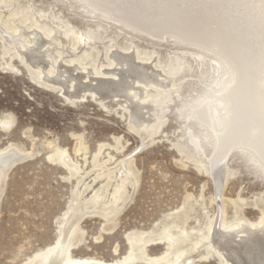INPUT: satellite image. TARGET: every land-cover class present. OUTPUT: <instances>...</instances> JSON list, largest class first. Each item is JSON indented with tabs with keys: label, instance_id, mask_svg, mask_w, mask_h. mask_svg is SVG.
Wrapping results in <instances>:
<instances>
[{
	"label": "rangeland",
	"instance_id": "374dc122",
	"mask_svg": "<svg viewBox=\"0 0 264 264\" xmlns=\"http://www.w3.org/2000/svg\"><path fill=\"white\" fill-rule=\"evenodd\" d=\"M84 3L0 0V149L12 145L21 152L0 178V264H45V252L62 246L63 227L70 213L79 214L66 237L70 257H95L118 264L128 257L144 264L155 257L166 262L194 250L191 245L206 232L215 197L218 208L223 200L227 203L229 220L239 216L258 220L264 208L263 168L247 161L241 148L233 147L221 155L219 177L213 178L212 142L203 140L197 149L189 135H199V126L179 116L178 104L200 86L190 52L205 50V37L198 34L189 39L175 28L154 35L153 30L138 29L98 9L95 12L102 16L90 14ZM20 7L24 12L12 21L10 15ZM35 20L42 28L32 26ZM33 29L47 42L34 45L30 39ZM91 34L95 39L99 36L97 43L89 51L83 50L85 44L95 43ZM55 37L59 39L55 41ZM8 39L17 42L13 45ZM31 50L39 55H30L29 60L44 68L52 62V55L58 57L51 74L44 70L39 76L29 69L24 54ZM119 54L131 55L132 60H137V55L150 57L148 62L142 61L145 80L166 88L159 104L140 101L146 97L144 88L129 89L137 78L124 64L111 66L114 78H94L89 61L99 64ZM69 57L77 60L66 63ZM178 63L181 69H173ZM83 64L88 66L90 78L84 77ZM43 78L64 88L45 84ZM104 81L106 86L121 81L127 85L125 90L120 85L121 92H112L104 100L126 106L109 104L107 108L96 100L100 97L98 86ZM90 87L97 94L93 96L87 90ZM135 101L142 106L136 122L131 114ZM134 123L148 125L139 128ZM57 149L65 150L76 166H68ZM123 159L129 160L123 169H132L134 181L121 185L117 170ZM183 211L187 216H181ZM165 232L178 240L171 239L168 246ZM137 237L143 242L152 238L155 243L141 247L143 242H134ZM191 264L220 262L209 254Z\"/></svg>",
	"mask_w": 264,
	"mask_h": 264
},
{
	"label": "bare ground",
	"instance_id": "6f19581e",
	"mask_svg": "<svg viewBox=\"0 0 264 264\" xmlns=\"http://www.w3.org/2000/svg\"><path fill=\"white\" fill-rule=\"evenodd\" d=\"M84 1L86 3L84 10L86 8V11L90 12V14L93 13L102 16L107 12L111 16L115 15L117 18L123 19L129 25L137 26L138 29L145 30L148 28L149 30H153L154 35L155 32L164 31L168 28H172L173 30L175 28L183 32V34L188 35L189 39L190 36L197 37L198 34H201L203 38L205 37L204 39L202 38L206 42H203L205 44L203 46L205 50H198L196 48L197 50L190 52L192 61L198 68L194 75L199 76L198 81L200 82V86L194 95L178 104L179 116H183L186 120L194 121L193 123L199 126V135H189L191 142L197 149H199L200 143L203 140L212 142L215 148L213 155L214 162L211 164L215 176L213 178H216V176L219 177L221 170L219 168V159L221 155L223 156L233 147L241 148V151L246 155L247 161L255 162V164H258L264 170V0H83V3ZM96 9L104 11L102 12L103 14L99 11H97L99 13L95 12ZM21 12H24L22 7L16 9L10 15V19L13 21L12 17ZM22 19L24 20V16L21 15L19 20ZM32 26L38 29L42 28V25L36 20L32 23ZM32 32L34 36L30 37V39L34 45L40 46V44L42 45L44 42H47L43 38L41 39L37 30ZM175 33L178 34L176 31ZM180 35L182 36L181 33ZM18 37H20V34ZM97 37L95 39L94 35H92V38H94L93 42L95 41V43L88 46L85 44L86 47L83 50L89 51V48H94V45L97 43ZM53 39L57 41L59 37ZM8 40L13 45L17 42H14V39ZM41 40L44 42L41 43ZM76 41L79 42V40ZM28 42L29 40H26L27 46L30 47L31 43ZM25 46L21 44L22 48H25ZM210 52L213 54H208ZM57 53L60 56V52L57 51ZM19 54L21 55L22 53L19 52ZM30 55L39 54H33L32 50L30 53L24 54L30 70L37 71L39 76L44 70H47L49 74L52 73L53 62H56L58 57L56 58L52 55V62H50L47 68H44L39 63L37 64V61H30L32 59ZM29 58L31 59L29 60ZM136 58L137 60L135 58L132 60L131 55L119 54L111 56L107 62H98L99 64H97L89 61L88 64L92 66L94 78H101V80H107L109 77L114 78L115 72L112 73L113 71H111L113 64L126 65L128 68L127 71L129 73H135L137 78L135 81L136 86L132 83L133 86H129L131 88H128L130 90L132 88L136 89L137 86L144 88L146 97H141L142 99L140 101L145 103L148 100H152L159 104L158 100L162 98L160 96L161 91H165L166 88L164 86L163 88L160 87L161 85L159 87L156 86V82L152 81V79L145 80L147 74L143 71L145 64L142 61L148 62L150 57L137 55ZM91 59L94 60L93 58ZM76 60L75 58H70L68 62L66 60V63L71 64V62ZM180 65L179 63L177 66L174 65L175 67L173 69L180 70L182 67ZM82 68L87 74L84 77L90 78L89 71H87L88 66H84L83 64ZM162 69L166 72V69ZM75 77L73 78L76 79ZM43 80L45 84L60 89L62 87L61 85L59 87L57 83H51V80L46 78H43ZM106 82L104 81V84L102 83L98 86L101 90L99 91L100 97H95L96 100H99L107 108L109 104L111 106L125 105L121 102H116L115 105L112 103L108 104L104 100L112 92V95L121 92L120 85L124 90L127 85L121 81L116 86H108L109 84L106 86ZM71 86L73 87V85ZM87 90L93 96L98 92L93 87ZM105 90H109V92H105ZM148 90H152L153 92L148 93ZM126 96L129 100V95ZM132 96H136V94L134 93ZM67 98L69 97L67 96ZM128 100H124V102ZM127 106L129 105L127 104ZM140 107L142 106L137 102L131 110L132 118L135 122ZM134 124L137 126L140 125L138 126L139 128L141 126L147 128L148 125L145 123ZM18 152L21 153L18 148L12 145L0 149V178L7 174L6 172H8L9 167L16 161L15 157ZM56 152L63 154L62 158L68 166H76L70 161V157L65 153V150L57 149ZM21 158L19 157V159ZM128 161L123 159L118 163L119 168L117 171L121 173V185H123L122 182L131 181V179L134 181V178H131L132 169L129 166L123 169V166L125 167V163H128ZM257 161L258 163H256ZM222 198L224 199L223 196ZM211 201H215V209L206 227V232L195 239L191 245V248L194 250L190 251V249L188 252L183 251L179 255H176L175 258L166 262L155 257L151 260L152 263L149 264H191L195 258H202L209 254L217 257L220 264H264V208L261 209L262 215L256 221H251L242 216L234 220H229L227 218V203L225 200L222 201L223 204L219 208L216 197L212 198ZM232 202L234 203V201ZM186 214L183 211L181 216L185 217L187 216ZM78 218V213H70L68 215L63 227L64 237L61 241L62 246L57 251L55 249L45 252V264H118L117 261H105L95 257L80 259L70 257L68 249L66 248L68 246L66 237L67 234L73 231ZM168 228L166 229L168 230ZM165 234L167 233L165 232ZM166 237L168 246L171 245V239L174 241L178 240L172 234H167ZM181 237L182 235H179V238ZM142 240L141 237H137L134 242L137 244L140 241L143 242ZM149 242L155 243L151 238V240H145L141 244V247ZM121 262L123 264H144L133 262L131 257L125 258Z\"/></svg>",
	"mask_w": 264,
	"mask_h": 264
}]
</instances>
